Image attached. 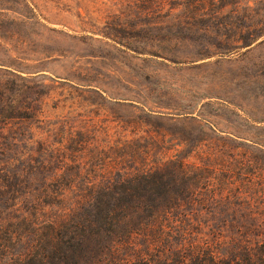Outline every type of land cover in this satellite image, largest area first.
Segmentation results:
<instances>
[{
	"label": "rangeland",
	"instance_id": "1",
	"mask_svg": "<svg viewBox=\"0 0 264 264\" xmlns=\"http://www.w3.org/2000/svg\"><path fill=\"white\" fill-rule=\"evenodd\" d=\"M189 1L0 0V264H181L175 208L264 255V13Z\"/></svg>",
	"mask_w": 264,
	"mask_h": 264
},
{
	"label": "trees",
	"instance_id": "2",
	"mask_svg": "<svg viewBox=\"0 0 264 264\" xmlns=\"http://www.w3.org/2000/svg\"><path fill=\"white\" fill-rule=\"evenodd\" d=\"M255 2H262V5H257ZM209 4L205 2L204 0H190L187 6L188 12L191 13H214V12H221L225 10L224 8L227 6V4H219L215 1H209ZM254 3V4H253ZM231 7H229L227 10L233 13H238L241 10L244 12H248L249 15H256V14H263L264 13V0H255L252 3H245L242 6H239L236 2H229ZM258 20L253 24L250 25L251 31L244 35L240 36V39L242 41V44H250L254 40H256L259 35L264 33V22L261 21L260 15L257 16ZM253 29V30H252ZM4 95V94H3ZM3 100L2 94L0 95V101ZM5 112L0 111V119L5 118ZM182 165V163H180ZM181 168H183L181 166ZM155 170L154 169H148L144 172H140V178L141 179H157L162 180V177H154ZM153 176V178H152ZM136 177V176H135ZM138 178V177H137ZM57 198L62 199L63 196H55ZM81 205L77 204L72 207H69V210H73L74 208H80ZM172 210H164L165 215V221L158 223L157 227L153 228L154 231H156V234L154 236L158 235V237L163 238L165 235L168 237L175 236L177 245L175 249L173 246L165 247L163 252H166V250H175L178 252H181L183 256H181L180 263L181 264H264V255H253L249 250L252 249L251 246L245 245L243 246V253L244 256H238L233 252V250H229L228 247L224 244L219 243L218 241H214V238H208L207 235H209L211 232V227L207 226H193L191 224H184L182 226L180 224L179 218H177V214H173ZM154 210L151 212L153 215ZM150 214V215H151ZM173 215L174 219L169 218L170 215ZM61 223H58V221H51L49 222L50 226L53 228L56 237L61 236L62 237V229L66 224V221H59ZM65 222V223H64ZM59 225V226H58ZM173 227V228H172ZM175 228V229H174ZM174 229V231H173ZM207 229V230H206ZM65 233V231H64ZM207 233V234H206ZM66 234V233H65ZM68 234V232H67ZM206 234V235H205ZM144 241L146 242H152L154 243V240L148 236L144 237ZM169 240H167L168 242ZM174 242V241H173ZM173 242H170L173 243ZM222 246L224 248H222ZM188 257V259H187ZM14 261L11 263L15 264H21L24 260L23 256H16L13 259ZM9 264V263H7Z\"/></svg>",
	"mask_w": 264,
	"mask_h": 264
}]
</instances>
